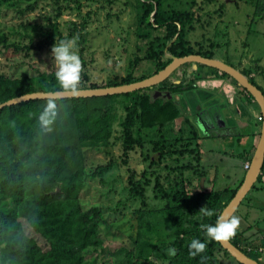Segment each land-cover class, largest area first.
<instances>
[{
  "label": "trees",
  "instance_id": "1",
  "mask_svg": "<svg viewBox=\"0 0 264 264\" xmlns=\"http://www.w3.org/2000/svg\"><path fill=\"white\" fill-rule=\"evenodd\" d=\"M64 1L82 20L80 24L76 22L78 20L71 21L73 30L67 36L80 38L90 14L83 15L81 0ZM73 1L75 6L70 7ZM37 5L38 0H0V14L15 11L20 18H26L13 26L10 34L0 30V53L5 54V58L16 55H23L25 59L32 58L45 47H52L54 43L66 39L67 36L58 30L50 14L44 15L47 23H41L43 20L40 19L32 23L30 13L36 10ZM135 7L137 23L134 35L142 44L136 43L134 56L129 59L125 74H116L102 84L90 82L87 68L83 67L86 62L82 57L84 48L81 47L79 55L82 65L77 89L127 84L144 79L164 68L171 62L172 56H214L213 49L207 48L202 41L191 43L186 37L188 27L194 21L191 10L165 9L164 0H136ZM57 11L60 12L59 7ZM9 48L11 52L8 53ZM139 64L144 65V68L136 74ZM198 65L212 69L214 72L210 76L217 75L216 68ZM30 67L33 70L34 66ZM55 71H25L14 77L0 67V103L28 92L60 90L55 80ZM182 73L179 81L178 78L167 76L153 86L124 93L54 98V114L46 127L41 125L39 116L53 102V98L29 99L0 108V264H157L151 256L157 259L161 257L166 260L165 264H211L212 256L218 251L241 264L219 241L207 239L201 225L216 222L242 183L247 169L244 168L245 171L232 185L217 186L213 182L207 186L198 179L207 171L201 161V138L220 136L199 131L194 121L198 109L188 105L190 111L187 112L176 97L183 89L194 87L198 77L206 78L207 75H198L199 69L184 70ZM220 75L228 76L225 73ZM250 81L255 84L253 79ZM156 91H167L171 96L155 95ZM206 94L207 91L203 95ZM248 97L253 100L249 94ZM219 101L224 102H206L204 107L219 103L225 117V112L229 110L228 104H225L227 101ZM118 107L126 111V115L118 121L123 131V163L128 160V152L134 150L133 143L140 140L138 134L142 133L141 130L151 131L155 127L171 130L172 146L180 147L185 142L187 145L194 142L199 146V151L191 160L195 164L179 157L174 158L175 154L170 155L171 150H162L164 146L158 147L157 154L150 157L149 171L155 175L156 180L152 189L166 200L164 205L154 211L142 208L147 206L145 186L150 184V180L144 184L134 178L128 179L133 198L143 201L142 206L136 208L138 231L134 240L130 237L134 244L131 248L109 250L104 248L98 232V222L102 219L101 208L98 205H87L81 195L89 180L98 177L99 182H103L102 176L113 166V160L110 159L113 154L105 164L100 161L92 165L84 160V153L96 148L110 154L107 143L113 132L112 126L118 118ZM230 108L231 111L234 109V113L242 115V118H246L247 114L252 116L254 111L253 106L243 104L241 107L230 105ZM257 111L259 120L256 118L253 122L250 118L245 123L248 129L245 137L255 135V123H260L259 127L261 125L258 105ZM180 115L184 118L180 121L179 130L174 133L170 123ZM240 122L237 121L236 130L238 135H243L240 132L243 123ZM140 137L143 139L141 134ZM172 150L180 154L184 148ZM252 154L253 147L239 153L243 162L247 163ZM181 160L182 164L171 165ZM189 170L198 175L194 185L193 180L185 182L181 179ZM248 195L264 205V161L255 182L243 199ZM243 199L232 215L239 218V226L229 239L247 255L264 264L261 253L246 246L251 240L243 235L246 229V226L242 228L244 216L240 211ZM152 219H165L167 228L172 230L171 240L161 237L156 221L154 226L162 239L155 243L149 238L145 239L150 234L147 223ZM154 226L151 231L156 232ZM192 239L205 242L203 253L197 256L189 254L188 245ZM89 247L101 248V263H88L84 260L82 252Z\"/></svg>",
  "mask_w": 264,
  "mask_h": 264
},
{
  "label": "rangeland",
  "instance_id": "2",
  "mask_svg": "<svg viewBox=\"0 0 264 264\" xmlns=\"http://www.w3.org/2000/svg\"><path fill=\"white\" fill-rule=\"evenodd\" d=\"M81 2H83L81 6L83 15L86 13L90 15L85 28L81 31L82 35L80 38L75 35L67 36L73 30L70 24L71 21L78 20L76 22L80 24L82 20L80 16L75 14L74 10L67 7L64 0H38L36 10L30 13L29 18L32 23L38 19L43 20L41 23H47L44 15L50 14L57 23L58 30L67 36L65 40L74 39L76 41L78 55L79 49L81 47L84 48L82 57L86 63L83 67L87 68L90 82L102 84L116 74L124 75L129 59L134 56L136 43L137 45L142 44L134 35L137 23L136 0H81ZM22 4H25V2ZM73 6H75L74 1L70 3V7ZM58 7L60 12L57 11ZM164 8L191 10L194 21L189 25L186 34L191 43L202 41L207 48L213 49L214 57L216 56L225 61L229 60L235 66L237 65L242 72L244 71L243 73L246 76L254 79L255 83L264 92V0H164ZM108 12H110V15H108ZM22 19L26 18H20L15 11L0 14V30L10 34L11 28L16 26ZM11 36L14 35L11 34ZM210 43L212 44L211 46ZM51 49L52 47L47 46L41 52L34 54L32 58L28 59H25L23 55L5 58V54L0 53V67L7 74L14 77L25 71L34 73L33 70L36 72L37 70L49 71L56 69L55 61L51 58ZM7 52H11V49L9 48ZM30 66H34L33 70ZM193 67L194 65L191 62L180 63L173 67L168 76L179 79L184 70ZM142 68H144V65L139 64L135 71L136 74H139ZM202 69L204 68L202 67ZM202 72H205V69ZM207 79L208 77L204 81L203 79H197V86L183 89L181 94L177 93L179 94L177 96L180 102L183 103V101L191 98L193 101L190 102V107L198 109L199 106H204L207 98L203 94L197 93V91L200 89V83L210 81ZM234 82L236 87L237 82L235 80ZM221 87H223V84L220 82L215 88L221 89ZM214 93L216 94V100L219 101L220 91H214ZM252 105L255 106V108L253 107L254 111L251 109L253 111L251 115L254 118L258 114V111L255 110L257 109V104L253 102ZM182 106L184 107L185 105L182 104ZM237 106L241 107L242 104ZM116 110L118 118L112 126L113 132L107 143V149L110 154H106L103 150L96 148L88 149L84 153V160L92 165L100 161L105 164L111 154H113L114 157L110 158L113 160V166L102 176L103 182H99L98 177L94 180H89L88 186L81 195V199L87 205H98L101 208L102 219L98 222V232L103 240L104 248L109 250H115L120 247L131 248L134 244L130 237L134 240L138 231L136 208H140L143 201L140 198H133L129 190L128 179L134 178L144 184H147L150 180V184L145 186L147 206L142 208H151V211H154L158 209V206L164 205L166 201L152 189L156 180L155 175L150 174L149 171L151 168L149 159L157 154L158 147L164 146L162 150H171L172 154L170 155L175 154L174 158L177 159L179 157L185 162L189 160L195 164V161L192 162L191 160L193 156L197 155L200 146L201 161L207 171L204 176L201 175L198 179L203 185L210 186L214 182L217 186H223L225 184L232 185L236 179L240 178L245 171L246 162H243L239 153L246 148L253 147L254 150L259 138L260 123H255V135H252V137H245V134L238 135V133L233 136H206L201 138L199 146L194 142H190L188 145L186 142L183 143L184 145L180 147H183L184 151L179 154L172 150H178L180 147L177 145L172 146L170 143L172 140L170 129H159L158 127L151 131L144 129L140 133L143 139L138 134L140 140L137 139L138 142L133 143L135 144V147L133 146L134 150L128 152V160L123 163V131L118 121L119 118H123L126 115V111L119 107ZM228 111L230 112V110ZM232 112L238 119L229 117V120L233 122L234 119L236 121L240 119L242 121L240 123H243L240 129L245 127L247 118H242V115L238 112L234 113V109ZM183 118L184 116L180 115L170 123L174 133L179 130L180 121ZM199 134L202 136L201 133ZM165 161L169 162L170 160ZM183 161L174 162L175 165L172 163L171 165L178 166L177 164L180 165ZM189 172L191 173L187 174ZM187 173L181 179L185 180V182L193 180V185L196 184L195 178L198 175L190 170ZM165 185H167V182H165ZM249 195L243 199V205L240 210L244 216L242 218V224L244 225L242 228L246 226L243 235L246 239L250 237L251 240L246 246L253 247L254 250L261 253V258H264V243H260L259 239L256 240V236L258 238L260 236L261 238L264 237V205L254 201V198ZM157 218L161 217L157 216ZM155 221L158 222V230L161 233V237L171 240V236H173L171 234L172 230L169 227L167 228L165 219H152L149 221L147 226H149L148 231H150V234L145 239L149 238L153 243L162 239H160L159 233L154 226ZM152 226H154L156 232L151 231ZM153 233L155 236H153ZM100 252V247H89L82 252V255L88 263L95 261L101 263ZM151 257L157 264L166 263V260H162L161 257L158 259L155 256ZM211 264L237 263L229 255L218 251L212 256Z\"/></svg>",
  "mask_w": 264,
  "mask_h": 264
},
{
  "label": "water",
  "instance_id": "3",
  "mask_svg": "<svg viewBox=\"0 0 264 264\" xmlns=\"http://www.w3.org/2000/svg\"><path fill=\"white\" fill-rule=\"evenodd\" d=\"M167 56H171V55L167 54ZM185 62H192L194 65V68L197 67V64H204L206 66L216 68L218 71H220V73H225L226 75L230 76L242 88H244L245 91L250 96H252L253 100L256 101L260 109V112H261L262 120H261V125H260L259 138L253 150V154L251 156L249 165L245 172L243 181L238 187L234 196L230 199V201L223 208V210L221 211L219 215V217L223 216L225 218H228L234 214L241 200L246 195L248 190L251 188L252 184L255 182L260 172L263 161H264V94L255 84H253L248 79V77L244 73H242L240 70L235 68L233 65L225 61H222L215 57H205L199 54H188V55L181 56V57L172 56L171 62H169L164 68L160 69L157 73L149 77H146L144 79L135 81V82H131L127 84H120V85H111V86H105V87L80 88V89H77L75 92H66L62 90L28 92V93H24L19 96H15L10 99H7L4 102H1L0 108L6 105L19 103V102L29 100V99H37V98L44 99V98H53V97L54 98H70V97L94 96V95L100 96V95L124 93L128 91L142 89L148 86H153L161 82L170 74L174 66L180 63H185ZM159 94H162V95L168 94V97L171 96V94L167 91L166 92L156 91L155 95H159ZM219 98L223 100L222 95ZM215 100L216 98H214L213 101ZM225 104H227V102ZM211 107H215L218 110V116L212 113ZM228 108L229 110L231 109L229 105H228ZM229 113L232 115V117H234L233 112L231 110ZM218 120L221 121L220 125L225 124V119L221 112V108L219 104H211L210 106H207V107L199 106L198 111L195 114V119H194L197 127L200 129L202 128L204 132H206L207 129L210 128L211 126H214ZM219 243L239 263L241 264H261L256 259L247 255L244 251H242L234 243H232L230 239L219 240Z\"/></svg>",
  "mask_w": 264,
  "mask_h": 264
},
{
  "label": "clouds",
  "instance_id": "4",
  "mask_svg": "<svg viewBox=\"0 0 264 264\" xmlns=\"http://www.w3.org/2000/svg\"><path fill=\"white\" fill-rule=\"evenodd\" d=\"M76 48V41L74 39H68L61 40L59 43H54L51 49V58L54 59L56 64V71L54 73L55 80L59 85V89L62 91L75 92L78 87L81 60ZM54 109L55 104L53 97V102H50L39 116V121L42 126L46 127L51 122ZM238 226V217L231 216L225 218L220 216L214 224L201 225V229L206 233L207 239L219 241L229 239L233 236ZM188 248L190 255L197 256L205 251L206 244L200 239H192ZM201 259H203V257H201Z\"/></svg>",
  "mask_w": 264,
  "mask_h": 264
},
{
  "label": "crops",
  "instance_id": "5",
  "mask_svg": "<svg viewBox=\"0 0 264 264\" xmlns=\"http://www.w3.org/2000/svg\"><path fill=\"white\" fill-rule=\"evenodd\" d=\"M214 57V56H213ZM215 58H217L216 56H215ZM217 59H220V58H217ZM220 60H222V61H225L224 59H220ZM229 60H226L225 62H227V63H229V64H231V65H233L235 68H237L238 70H240L241 72H242V70L241 69H239L238 67H237V65L235 66V64H233L232 62H228ZM192 63V62H191ZM192 65V64H191ZM245 65V64H244ZM201 68V69H200ZM204 69H205V72L207 73H205V72H202V71H204V69H202V67H200L198 64H197V67L195 68V69H199V73H198V75H200V74H202L203 76H205L203 73H205L206 75H207V77H208V79L207 80H210L209 82H207V83H200L199 84V87H200V89L197 91V93H199V91L203 88V90H205V91H207V94L206 95H204L205 96V98H207L206 100V102H212L213 100H214V98H215V96H216V94L214 93V91H220L219 89H216V88H214V87H212V86H214V85H216V84H219L220 83V81H221V83L223 84V87H230V88H232V90L233 91H235L236 92V95H237V103L238 104H243V105H246V106H248L247 105V103L250 105L251 104V100L249 99V98H247V95H246V91H245V89L244 88H242L238 83H237V85H236V87H235V82H234V79H232L230 76H226V77H224V76H222V75H220L221 73H220V71H218L217 70V72H216V76L215 77H213V76H210L214 71L212 70V69H209V68H207V67H203ZM191 69H194V67L193 68H191ZM187 70H190V68L189 69H187ZM201 70V71H200ZM201 72V73H200ZM244 72V71H243ZM242 72V73H243ZM182 75H183V73H182ZM206 77V78H207ZM200 78V79H199ZM206 78H201V77H198L197 79L198 80H201V79H203V81H204V79H206ZM223 78V79H222ZM249 78V77H248ZM172 79H175V78H172ZM179 79H177V81H178ZM230 81L231 80V83L230 82H228V81ZM254 80V79H253ZM227 83H229V84H227ZM195 85H196V81H195ZM255 85H257L256 83H255ZM197 86V85H196ZM208 89H207V88ZM222 87V88H223ZM239 87V88H238ZM205 88V89H204ZM241 90H243L244 91V93L243 92H241ZM221 94V93H220ZM222 95V94H221ZM220 95V96H221ZM176 97H178V96H176ZM190 97H192V96H190ZM189 97V98H190ZM222 97H223V100H225L224 98V96L222 95ZM219 100H222L221 98H219ZM191 101H193V99H187L186 101H183V105H185V106H188L189 104H190V102ZM218 101V100H217ZM218 102H221V103H223L224 101H218ZM219 104V103H218ZM205 105V104H204ZM254 108H255V106L254 105H252ZM257 108V107H256ZM256 111H257V109H255ZM190 110L188 109V107H187V112H189ZM227 113H229V111H226ZM230 114V113H229ZM232 116V115H231ZM256 118L259 120V118H260V115H256V116H254V120H256ZM250 119V118H249ZM251 120V119H250ZM255 128V127H254ZM253 128V129H254ZM254 198V197H253ZM259 239V242L261 243V242H264V237L263 238H261V236H260V238H258L257 236H256V240H258Z\"/></svg>",
  "mask_w": 264,
  "mask_h": 264
},
{
  "label": "flooded vegetation",
  "instance_id": "6",
  "mask_svg": "<svg viewBox=\"0 0 264 264\" xmlns=\"http://www.w3.org/2000/svg\"><path fill=\"white\" fill-rule=\"evenodd\" d=\"M226 77V76H225ZM248 77V76H247ZM223 79V78H222ZM249 80L251 79V78H248ZM228 81V80H227ZM221 82V81H220ZM228 82H230L231 83V80L230 81H228ZM227 84H229V83H227ZM232 84V83H231ZM230 85V84H229ZM218 86V84H216V85H214L213 87L215 88V87H217ZM205 89V88H204ZM220 90V93L225 97V99H226V101H227V104L229 105V107H230V105H233V107L234 106H237V105H240V104H238L237 103V95H236V92L235 91H233L232 90V88H230V87H221V89H219ZM241 92H243L244 93V91L243 90H241ZM199 93H201V94H204L205 93V90H203V88L199 91ZM264 93V92H263ZM246 95L248 96V93L246 92ZM249 98V97H248ZM253 102H256V101H254V100H252L251 101V104L249 105L248 103H247V105H248V107H250V106H252V104H253ZM185 107V109H187V106H184ZM211 109H212V113H214L216 116H218V110L215 108V107H211ZM223 112H225V111H223ZM245 116V115H244ZM229 117H232L231 116V114H229V113H227V112H225V117H224V119H225V124L224 125H220L221 124V121L220 120H218L217 121V125L215 124L214 126H211L210 128H208L207 129V131L206 132H204L203 131V129L201 128V129H198L199 131H201V132H203L204 134H207V135H214V134H216V135H219V136H225V135H235V134H237L238 132H237V130H236V127H237V121L234 119V121L233 122H231L229 119ZM228 118V119H227ZM232 118H234V117H232ZM247 119H249V118H253V116H249L248 114H247V117H246ZM254 119V118H253ZM262 120V119H261ZM236 121V122H235ZM241 128V127H240ZM247 131H248V129L246 128V127H243L242 129H240V132H244V134L245 133H247Z\"/></svg>",
  "mask_w": 264,
  "mask_h": 264
},
{
  "label": "built area",
  "instance_id": "7",
  "mask_svg": "<svg viewBox=\"0 0 264 264\" xmlns=\"http://www.w3.org/2000/svg\"><path fill=\"white\" fill-rule=\"evenodd\" d=\"M248 165H249V164L246 162V163H245V167H248ZM249 248H250V247H248V249H249ZM260 249H261V248H260Z\"/></svg>",
  "mask_w": 264,
  "mask_h": 264
}]
</instances>
